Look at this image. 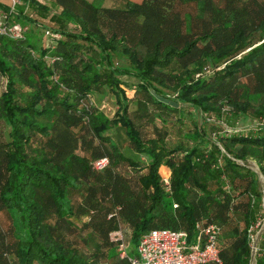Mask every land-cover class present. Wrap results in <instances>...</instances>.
<instances>
[{"label": "trees", "instance_id": "16d2710c", "mask_svg": "<svg viewBox=\"0 0 264 264\" xmlns=\"http://www.w3.org/2000/svg\"><path fill=\"white\" fill-rule=\"evenodd\" d=\"M19 2H0L26 27L0 33V214L10 221H0V264H103L119 249L113 231L131 257L127 239L137 247L166 228L191 241L197 222L220 226L222 264H250L261 194L239 161L255 160L264 178V0ZM105 90L113 117L91 100ZM247 116L255 131L221 126Z\"/></svg>", "mask_w": 264, "mask_h": 264}, {"label": "built area", "instance_id": "2783aa9c", "mask_svg": "<svg viewBox=\"0 0 264 264\" xmlns=\"http://www.w3.org/2000/svg\"><path fill=\"white\" fill-rule=\"evenodd\" d=\"M48 4L53 0H40ZM12 11L19 0H10ZM9 15L0 11V33L12 38L22 37L26 27L20 23L10 22ZM46 36L59 38L60 35L45 31ZM108 163L106 157L94 163L96 169L103 168ZM162 180L165 185L169 184V171ZM117 212L109 214V217ZM262 219V218H261ZM259 219L255 224V229L261 224ZM196 233L191 241L188 240V233L184 230L172 229H151L144 233L136 247V254L128 257L122 242V232L120 229L110 234V239L119 242V248L123 249L121 257L126 256L130 264H222L219 257L217 238L220 233V226L213 222L195 224ZM254 233V232H253ZM249 233L250 241L254 234ZM251 245V242H250ZM258 250V249H257Z\"/></svg>", "mask_w": 264, "mask_h": 264}, {"label": "rangeland", "instance_id": "374dc122", "mask_svg": "<svg viewBox=\"0 0 264 264\" xmlns=\"http://www.w3.org/2000/svg\"><path fill=\"white\" fill-rule=\"evenodd\" d=\"M88 1H91V2L95 3L96 5H103V6H107V7H121L124 5V0H88ZM41 32H42V30H41ZM44 33H45V31H44ZM44 35L46 36V34H44ZM209 69H211V67H207V70H209ZM0 89H1V83H0ZM124 89H125L126 95L128 97H132L134 95L133 89L131 90V89H128L127 87H124ZM91 100H92L94 105H97L109 117H113L115 111L118 109L116 97L109 90H105L102 93H99V94L97 93V94L93 95ZM165 101H167L170 104L175 105V103L171 100L167 99ZM177 106H179V104ZM203 118L196 117V120L200 124L203 122ZM186 119L189 120V118H186ZM208 120H210L211 122H215L216 124L220 123V120H218L214 117H209ZM221 126L223 127V129H226V131H228V132H230V130H235L237 132L241 131V132L246 133V132L251 131V130L255 131L257 123L255 122V120L252 119L251 116H247L245 118L237 119V121L231 120V121H229V123L222 122ZM118 136H119V138H118L119 142H123L124 135L121 131L118 132ZM178 140H180V137L178 136L176 130H173L170 133V142L173 143V142L178 141ZM141 161L145 162V159L141 158ZM239 163L245 164V166L247 167V169H249V171H252L255 173V175L257 177V182H258V190H259V193L261 194V211H260L261 215H262L261 224L256 228V231L253 233L254 237H253V240L251 241V261H250V264H255V256L257 255V251H258L257 249H258L259 245L261 244V242L264 240V178H263L262 174L260 173L259 168H258L255 160L247 159L245 162L239 161ZM120 170L123 173H127L126 166H124L123 164L120 166ZM159 171L161 173V176H163V177H165L168 173L167 169L165 167H161L159 169ZM75 196L79 200V194L76 193ZM0 221H1L2 226L5 229H8L10 227V221H9V218H8L6 213L0 214ZM125 230H127V228ZM122 236H123V234H122ZM113 241H115V240H113ZM126 242L128 243V249H127L128 251H130L133 248L136 249L135 245H133V243H131L129 239H127ZM94 245H95V242L90 240L86 245H81V246L84 250L91 252L94 250ZM121 253H123V249H121V248L118 249V247H115L113 251H110L108 253V257H106L104 259L103 264H110L112 259H116L117 257L120 258Z\"/></svg>", "mask_w": 264, "mask_h": 264}, {"label": "crops", "instance_id": "0c3cea01", "mask_svg": "<svg viewBox=\"0 0 264 264\" xmlns=\"http://www.w3.org/2000/svg\"><path fill=\"white\" fill-rule=\"evenodd\" d=\"M132 1H135V2H139L138 0H132ZM0 2L4 3V4H9V0H0ZM162 167H165V166H162ZM166 168V167H165ZM167 169V168H166ZM168 171V169H167Z\"/></svg>", "mask_w": 264, "mask_h": 264}]
</instances>
